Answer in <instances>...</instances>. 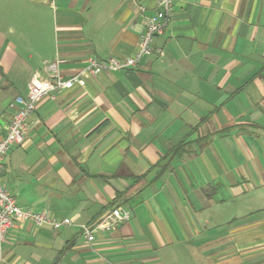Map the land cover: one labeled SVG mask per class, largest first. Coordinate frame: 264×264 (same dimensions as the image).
Returning <instances> with one entry per match:
<instances>
[{
  "label": "crops",
  "instance_id": "0c3cea01",
  "mask_svg": "<svg viewBox=\"0 0 264 264\" xmlns=\"http://www.w3.org/2000/svg\"><path fill=\"white\" fill-rule=\"evenodd\" d=\"M19 1L16 24L0 0L1 126L44 62L63 59L66 78L92 57L131 56L158 9ZM152 45L134 68L37 102L0 183L72 225L16 221L0 264H264V0H174ZM112 208L131 218L86 242L78 225Z\"/></svg>",
  "mask_w": 264,
  "mask_h": 264
},
{
  "label": "built area",
  "instance_id": "2783aa9c",
  "mask_svg": "<svg viewBox=\"0 0 264 264\" xmlns=\"http://www.w3.org/2000/svg\"><path fill=\"white\" fill-rule=\"evenodd\" d=\"M174 0H157L158 9L146 18L145 28L139 37L136 51L126 58L110 57L100 60L92 57L88 64L69 77L60 73L59 64L63 59L44 62L45 76L41 77L35 72L27 83V92L14 99L15 111L12 119L6 126L0 125V173L3 159L11 147L20 145L28 131V120L32 115L35 105L51 92H63L75 87L83 88L89 77L97 76L103 71H117L134 68L144 57L150 56L154 51L152 42L157 36L163 35L173 17ZM143 9V8H142ZM162 54V50H156ZM131 218L128 209L112 208L106 211L94 224L78 225L86 242L93 243L97 232H110L126 223ZM16 221L30 222L35 227H50L54 230L72 225L69 218H57L46 212H37L32 209L21 208L9 192L0 183V255L2 245L6 241L8 231Z\"/></svg>",
  "mask_w": 264,
  "mask_h": 264
},
{
  "label": "rangeland",
  "instance_id": "374dc122",
  "mask_svg": "<svg viewBox=\"0 0 264 264\" xmlns=\"http://www.w3.org/2000/svg\"><path fill=\"white\" fill-rule=\"evenodd\" d=\"M19 6H24V2L19 1V0H10V2L6 4L7 13L10 12V16L9 17H11L9 19V21H12L13 23H16V24H17V20H18L17 19V8Z\"/></svg>",
  "mask_w": 264,
  "mask_h": 264
}]
</instances>
